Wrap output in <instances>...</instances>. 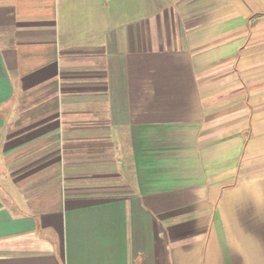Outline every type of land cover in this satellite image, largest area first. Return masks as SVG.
I'll use <instances>...</instances> for the list:
<instances>
[{"label":"crops","instance_id":"0c3cea01","mask_svg":"<svg viewBox=\"0 0 264 264\" xmlns=\"http://www.w3.org/2000/svg\"><path fill=\"white\" fill-rule=\"evenodd\" d=\"M0 264H264V0H0Z\"/></svg>","mask_w":264,"mask_h":264}]
</instances>
